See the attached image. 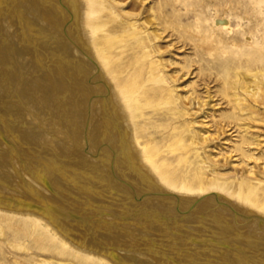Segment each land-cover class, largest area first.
<instances>
[{"label":"rangeland","instance_id":"obj_1","mask_svg":"<svg viewBox=\"0 0 264 264\" xmlns=\"http://www.w3.org/2000/svg\"><path fill=\"white\" fill-rule=\"evenodd\" d=\"M23 1L25 0H0V42L8 43L6 47L9 49L4 48L7 52L11 49L10 31H13L3 27L5 22L15 25L20 16L18 22L22 25L19 23L18 27L24 32L23 35L27 36L25 29H28L26 26L28 22L23 14L25 13ZM116 1L123 13H127L129 17L125 20L114 17L102 5L97 4L95 35L94 41L92 38L91 42L92 44L94 42L95 51L105 67L111 84L127 96L136 139L153 168L157 185L164 191L160 195L164 197L177 195L186 200L173 202L171 208L174 209L168 215L172 218L175 213L180 218H187L184 228L196 230L199 226L207 229L208 226L214 225L220 230L228 228L227 234L231 231L240 233L237 237L241 239L242 232L245 239H259L264 249V0ZM91 22L93 23V17ZM218 22L227 23L228 26L225 27ZM52 38L53 43L60 42L66 47L74 43L65 32L61 36L53 35ZM38 58L44 64L38 63L39 73L35 69L37 71L35 74L40 76L45 74L47 77L50 76V72L51 76L57 73L52 76V80L49 77H47L49 80L45 78L52 84L45 88L46 96L50 95L48 98L54 100L68 99L69 94L73 96L71 90L79 88L77 98L83 106L80 111L82 117L76 120L77 125L67 129L64 127L62 116L63 102L50 106L42 116L30 107L25 109L22 116L29 117V120L27 119L29 123L25 120L23 123L31 125L35 140L43 135V144L46 145H40L42 153H38L34 149L35 146L30 149H27V146L26 149L23 147L24 151L21 152L30 159L17 157L16 171H23L24 168L21 166L25 165V159L30 163V160L34 162L37 156L39 158L41 156L42 161L46 160L44 164L51 170L58 173L77 171L85 175L78 182H65L54 175L51 176V185L56 193L43 184L47 182L46 177L34 175L38 186L46 189L52 196L63 197H59L62 200L60 204L66 209L68 207L67 212L62 214L61 210H58L61 214H55L57 217L55 219L64 227H73L79 236L75 232L67 234L62 231V227H57L47 219L54 217L50 214L55 213L49 210L47 204L39 214L37 212L26 216L6 210L15 206L17 199L6 195L7 185L3 180H18L16 181L18 185L21 179L13 174L9 167L2 168L0 264H112L85 246H92L94 241L106 248L110 246L115 248L122 242V246L126 244L129 248L127 250L138 251L139 247L134 248L130 244L139 238L149 240L147 233L142 232L143 230L142 233H138L141 229L134 230L130 227L129 231L128 227H123L125 225L118 228L116 221L131 223L135 217L139 218L142 211L141 217L145 215L144 221L151 225V227L149 225L151 229L156 223L155 219L160 217L158 216L160 212L162 215L164 211L155 209L153 211L152 199L134 189L130 190L129 198L135 209L131 208L130 212L131 210L124 211L120 206L116 208L109 204L110 201L106 198L107 193L104 189L106 179H102V182H96L94 179L93 161L100 156L99 151L96 152L93 147V63H87L89 71L79 72L76 77L78 84L73 81L75 85L69 81L73 71L66 70L56 63V70L52 69L60 54L50 57L40 55ZM46 64L51 65L50 70L45 69ZM66 77L72 86L71 90L64 80ZM73 109L67 110L68 113L65 114H71ZM58 143L62 144V148ZM104 148L105 146L100 149ZM36 149H39L38 146ZM0 155L2 158L4 154ZM107 169L108 166L105 164L103 170ZM214 175L223 177L220 183L222 188L215 190V193L212 192ZM217 195L222 197L221 201L219 197L217 198L219 201L215 200L214 196ZM140 202L143 205L139 206L142 204ZM108 204L110 208H114H108ZM142 208L144 210L140 211ZM136 212L139 214H135ZM45 213L46 218L42 216ZM62 216H65V219ZM59 218H62V221ZM174 218L175 216L172 219ZM109 221L113 228L117 231L119 229L120 232L116 233L113 228L112 230L109 228L111 231L104 229ZM169 228L168 230H171ZM208 230L212 232V229ZM119 233L122 239L117 237H121ZM183 235L184 232L182 237ZM71 237L80 242H75ZM196 237L197 239L192 241L185 236L177 241V244H169L167 250L175 249L180 252L177 253L178 257L181 258L180 255L187 257V260L195 264H215L214 258L218 256L215 251L223 253L225 260L218 261L222 264L245 263L244 259H236L234 255L230 261L226 260L229 251L237 250L236 247L218 246L204 241L200 235ZM110 239L115 241L112 243ZM149 244L153 243H145V247L153 246ZM154 245H157L156 251H160L162 245L160 240L159 244ZM94 247L102 248L98 245ZM222 249L226 250V253ZM259 254L263 256L264 252L259 250Z\"/></svg>","mask_w":264,"mask_h":264},{"label":"bare ground","instance_id":"obj_2","mask_svg":"<svg viewBox=\"0 0 264 264\" xmlns=\"http://www.w3.org/2000/svg\"><path fill=\"white\" fill-rule=\"evenodd\" d=\"M23 2H24L23 4L25 7V13L23 14L25 15V18L27 19V22H28V25H26L28 29H25L27 32L26 33L27 36L25 37L23 35L24 32H22L21 28L18 27L21 24L20 22H18L20 21V16H19V20L17 21V23L15 22V25L12 23L10 24L9 22H5L3 24V27H5L6 30L8 31L12 30L14 32L13 33L10 31L11 33L10 42L11 43L9 45H11V49L7 52V50H5L4 48H7L6 45L8 43L7 42L5 43L4 41L0 42V154L1 153L4 154L2 155V158L0 157V169L9 167L11 172H13V174H15L17 177H20V179L22 180L21 181L19 179L21 182L19 181L18 185L16 182L18 180L16 181L14 180L4 181L3 180V182H6L4 184L7 185V187L5 186L6 189L4 188L7 191L5 192L7 193L6 195L8 197L12 196V198L17 199V201L14 200L16 202L14 203L15 206H11L7 208L6 210L26 216L27 214H33L37 212L39 214L40 213L39 211L42 210V208H44L45 205L47 204V206L49 207V210L55 212L53 214H50V215H54V217L51 216V217H48L47 219H49L57 227L59 228L62 227L63 228L62 231L66 232L67 234H69L70 232H73V233L75 232L79 236V233H77V231L74 230L73 227L71 226L64 227L63 225H61V223L58 220H56L57 217H55V214L57 213L61 214L62 212L63 213L67 212L66 210L68 209V207L66 209L63 207V205L60 204L62 200H60L59 197H62V196L53 194L56 192H55V189L51 185L52 183L50 179H51V176L54 175L55 177H58L60 180H63L65 182L66 181L67 182L69 181L78 182L79 179H82L83 176L85 177V175L77 171L76 172L71 171L70 173L63 171V173L62 172L58 173L55 170H51L50 167H47L48 166L47 164H44L46 163V160L42 161L41 156L40 158L39 156H37V160H34V162L33 161L31 162V160H30V163L27 162L26 159L29 156H27L26 154H23L21 150L24 149L26 146H27V149L33 148L35 146L34 149L38 151V153L39 152L42 153L41 151L42 148H40V145L44 143V140L42 137L43 135L38 140L34 139V136H33L34 130L31 127V125L23 123V120H25L26 123H29L27 121V119L29 120V117L22 116L23 115L22 112H24L25 109L30 107L32 110H35L36 112L39 113V115L42 116L45 110L47 111L50 106L56 104L57 102H60L59 104H62L63 102L62 104L63 105V110H62L63 115L62 116L64 120L63 121L64 127L69 129V128H72L74 125H77L76 120L82 117L80 111L83 106H82L81 101L78 100L77 98L78 97L77 94L79 93L78 92L79 88L72 89L71 88L72 86H70V83L68 82L71 80L73 84H75V82L77 83L78 81L76 79L78 78L76 77H78L79 72L82 70L84 71L88 70L87 63L88 64L93 63V147L96 150V152L99 151V156H100V158L96 157L97 159L93 161L94 179L96 182H100V181L102 182V179L104 178L106 179L105 185H104L106 187L105 188L104 186H100V187L105 189V193H107L106 198H108L110 201L109 204H111L114 207L116 206V208L120 206V207H123L124 211L131 210L130 212H132L131 208H133L132 206L134 205V203L131 202V199L129 198V196L131 192L130 190L134 189V191L135 190L138 191L141 195H145L147 196V198L152 199V202H153L152 204H154V207L152 208V210L155 209V211L161 210L164 212H162V215H161V212L159 211L160 214L158 216L160 217L158 218L155 217L156 223H154V226L152 224L153 227L151 229L149 228L150 224L144 221L145 215L143 216V218L141 217V214H143L141 210H144L143 208L140 209L141 214L137 212L135 213L137 215L139 214L140 216L139 218L133 217L134 220L131 223H127L121 219L119 223L118 221H116L117 227L118 226L122 227L123 225H125L123 227H128V230L130 227V229L132 228L134 230L141 229L140 231H138V233L141 232L142 230H143L142 232H144L145 234L147 233L149 240L145 238H139L131 242L130 246L132 245L134 246V248L139 247L140 250L138 251L127 250L129 248H127L126 244L122 246L121 245L122 242H120L121 244L118 242L120 246H117L115 248L111 246L110 248H106V246H102L100 244L94 243L93 241V245H92L93 248L92 246H89V245H86L85 248L95 252L96 254L101 255L103 258L110 261L112 264H130V263H133V264H187V263L195 264L187 260L186 259L187 257L184 258L182 255H180L181 258L178 257L179 254L177 253H180V252L176 251L175 249L167 250V247L169 246V244H173V245L177 244L176 242L180 241L185 236H186V239L194 241L195 239H197V237L195 238V236L200 235L201 237H203L204 241L213 243L214 245L226 246L227 248L236 247L237 250L235 251L232 250V252L229 251L230 254L229 255L227 254L228 256L226 260L227 259L231 260L232 256L234 255L236 259H241V260L244 259L245 260L244 264H260V263L263 264L264 261L262 259H264V255L262 256L261 254H259V250H262L264 252V249L261 247L262 242L258 241L259 239H255V240L245 239V236H244L245 234L243 235L242 232H241V237L243 238L241 239L240 237L239 238L237 237L240 233H232L231 231L230 234H227L228 228H225V230H220L214 225L208 226L207 229L205 228L203 229L201 227L203 230L199 226L196 228V230L194 228H187V227L184 228L187 218H184L183 216L182 217L184 219L180 218L178 215L176 216L174 212H173L174 213L173 217L175 216L174 219H172L173 217L171 218L168 215L171 213V211H173L172 209H174V208H171L174 205L173 202L184 201V198L183 197L181 198V196H177V195L174 197H164L163 195H160V193H163L164 191L162 190V187H159L157 185V180L155 178L153 168L150 165V163H148L143 153V150L141 149L139 142L136 139V130L134 128L132 111H131L127 96L111 84V81L109 80L108 75L105 72V69H104L105 67L103 66V63L101 62L97 52L95 51L94 42L93 44L91 42L92 38L94 41V35H95V28H96L95 18L97 17V14H98L97 4L102 5V7L105 10L109 11V13L112 16L119 17L120 19L125 20L129 16L127 15V13H123V11L120 9L119 3L116 0H54V1L25 0ZM21 10H23V8ZM92 17H93V23L91 22ZM24 22H25V19H24ZM218 24H221L225 27L228 26V24L224 22H218ZM0 27H1V24H0ZM64 32L74 42L69 47L64 46L65 44L63 45L58 41L57 42L59 44L53 43L52 36L57 35V34L61 36V34ZM2 39L4 40V38ZM51 52L53 53L51 54ZM81 52H83V54ZM57 54H60V58L54 62L52 69L56 70L55 68V63H56L57 65L60 64V66L63 67L64 69L66 68V70L73 71V74L71 75L72 77L69 79V81L66 80L67 77L64 79L67 85L69 84L70 90L72 89L71 92H73L72 93L73 96L69 94L68 99L58 98L57 100L56 99L54 100L52 98H48L50 97V95L46 96L47 90L45 88L48 86V84L52 85L51 83L47 82V79H48L47 77H49V79L52 80L55 74H57L55 73L56 72L55 70H54L55 71L54 76L52 75L53 77L51 76V72L50 74L48 73L50 76H47V77H45V74H42L41 76L38 74H35V72H37L35 71V69L38 70V73H39L40 65L38 63L44 64L38 58L40 55H44V56L47 55L50 57L51 55L53 56ZM33 59H36V60H33ZM48 68L49 70L51 69L50 64H48L45 69H48ZM101 81L103 83H101ZM37 93H39L40 95ZM67 96L68 95H66V97ZM66 105L68 107H65ZM69 106H71V108ZM70 109H73V112L71 114H65V112L68 113L67 110H70ZM19 111L21 114L19 113ZM43 145H46V144H43ZM58 145H61L60 148H62V144L58 143ZM37 146L39 149H36ZM103 146H105V148L100 149ZM19 148H21L20 151H18ZM17 157L26 158L24 160L26 161L25 165L21 166L22 168L25 169V171L24 169H22L23 173L20 172L21 168H19L20 170L19 172L16 171L17 169L16 165L18 164ZM105 164L108 166V169L106 171L103 170V166ZM61 166H64V165H61ZM56 167H58V165ZM104 168H106V166ZM34 175L36 177L37 175L46 177L47 182L45 181L43 184L44 185L46 184L49 187V190L53 192L51 193L54 196L49 194V192H46V189H44L41 186H38L35 183L36 177L34 178ZM86 176L88 177V174H86ZM42 177H41V180H42ZM222 179H223L222 176L214 175L215 182L213 183V186H212L213 187L212 192L215 193V190H220L222 188L220 185ZM163 189L165 190V188ZM32 190L35 192H31ZM102 192L104 193V191ZM134 194L135 193H133V195ZM33 195H36V197ZM214 198L215 200L218 198L221 201L222 197L220 195H217V196H214ZM184 202H186V200ZM109 204H108V208H110ZM140 205H143V203L139 204V206ZM233 208H235V206ZM149 209L151 210L150 207ZM58 210L59 211L61 210V213L58 212ZM165 212L167 213V215H165ZM152 213L153 212H151V214ZM115 214H114V217H115ZM125 215H127V212ZM42 216L46 218V213L45 215H42ZM132 216H129V217L132 218ZM63 217L65 219V216H62V218ZM150 217H153V216H150ZM185 217L187 216L185 215ZM62 218H59V219L61 220ZM82 220L84 222V219ZM110 220L112 221L111 218ZM193 226L195 227L196 225H192V227ZM98 227H101V226H98ZM169 227L171 228V230H168ZM105 228L106 229L111 228L112 230L113 225L110 224V221L108 225L104 227V229ZM209 228L212 229V232L208 230ZM145 229H148V231H146ZM113 230L115 232L117 231L115 230V228H113ZM122 230H121V234H122ZM64 232H61V233L65 234ZM117 232H120L119 229ZM126 232H124L125 235H126ZM183 232L185 233V235H183L182 237ZM228 235H231V237L229 238ZM117 237L119 239L120 238L122 239V236L121 237L117 236ZM71 238L75 242H80L75 237H71ZM95 238H96V235H95ZM89 240H92V239H89ZM159 240L162 244L161 245L162 248L160 247V251L159 250L156 251L157 245L155 246L154 244H159ZM148 242L153 243V244H149L153 246H151L150 248L145 247V243L148 244ZM96 245L102 247L103 249L102 248L101 249L103 251H101V249L99 248L94 247ZM241 245H243V247H241ZM121 249L122 251H120ZM222 250L223 252L226 253V250L224 249ZM215 252L217 253L216 255L218 256L216 258L213 257L216 260L214 263L222 264L221 262H218V261L225 260L223 253L218 252V251H215ZM164 253L167 255H164Z\"/></svg>","mask_w":264,"mask_h":264}]
</instances>
